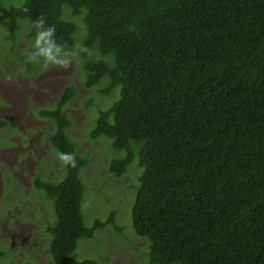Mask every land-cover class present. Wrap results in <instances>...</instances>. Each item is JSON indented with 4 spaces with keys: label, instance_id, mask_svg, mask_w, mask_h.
Listing matches in <instances>:
<instances>
[{
    "label": "trees",
    "instance_id": "trees-1",
    "mask_svg": "<svg viewBox=\"0 0 264 264\" xmlns=\"http://www.w3.org/2000/svg\"><path fill=\"white\" fill-rule=\"evenodd\" d=\"M40 15L68 49H93L73 57L100 98L84 101L98 112L88 135L125 151L108 164L114 178L138 158L131 226L149 243L148 264H264V0H19L0 9L4 42L13 48L26 23L31 52ZM73 97L66 86L38 114L55 126L51 147L75 153L77 166L34 186L52 202V264H99L74 258L79 240L122 228L116 210L85 225L87 159L64 111Z\"/></svg>",
    "mask_w": 264,
    "mask_h": 264
},
{
    "label": "rangeland",
    "instance_id": "rangeland-1",
    "mask_svg": "<svg viewBox=\"0 0 264 264\" xmlns=\"http://www.w3.org/2000/svg\"><path fill=\"white\" fill-rule=\"evenodd\" d=\"M18 1L0 0V9ZM76 22L79 24L78 19ZM26 34V23H21L11 48L3 40L4 23L0 25V264H52L45 231L54 217L52 202L35 189L34 179L58 182L66 166L48 141L54 124L38 112L53 108L66 86L74 89V97L64 107L70 120L67 135L78 155L87 159L80 172L85 186L81 205L85 225L105 220L109 211L116 210V224L122 228L117 233L106 226L93 239L79 240L74 258L93 259L99 264H148L144 253L149 243L134 235L131 226L130 211L140 173L138 158L121 177L108 173L109 162L126 153L114 149L105 136L89 138L98 112L93 105L85 107L84 101L96 96V90L85 88L76 61L67 71L41 64L27 69L25 56L30 48ZM8 73L14 77L11 82L3 78ZM95 100L100 102L98 96Z\"/></svg>",
    "mask_w": 264,
    "mask_h": 264
},
{
    "label": "clouds",
    "instance_id": "clouds-1",
    "mask_svg": "<svg viewBox=\"0 0 264 264\" xmlns=\"http://www.w3.org/2000/svg\"><path fill=\"white\" fill-rule=\"evenodd\" d=\"M24 11L27 12L28 9L25 8ZM32 23L35 37L32 51L27 54L26 63L41 64L44 68L51 66L67 71L73 65V57L93 55V49L86 45L75 44L68 49L66 45L58 42L55 25H48L43 15L38 16ZM130 31L134 29L130 28ZM3 78L9 82L14 79L11 73ZM57 158L65 166L72 168L77 166L76 155L73 152H59Z\"/></svg>",
    "mask_w": 264,
    "mask_h": 264
}]
</instances>
